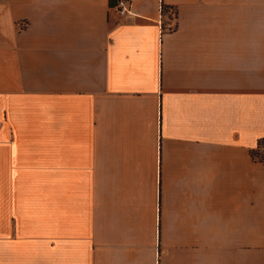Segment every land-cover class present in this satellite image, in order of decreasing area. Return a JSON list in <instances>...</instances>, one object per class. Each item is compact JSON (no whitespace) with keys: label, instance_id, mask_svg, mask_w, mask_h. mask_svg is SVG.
Here are the masks:
<instances>
[{"label":"crops","instance_id":"crops-1","mask_svg":"<svg viewBox=\"0 0 264 264\" xmlns=\"http://www.w3.org/2000/svg\"><path fill=\"white\" fill-rule=\"evenodd\" d=\"M115 1L0 0V264H264V0Z\"/></svg>","mask_w":264,"mask_h":264},{"label":"built area","instance_id":"built-area-1","mask_svg":"<svg viewBox=\"0 0 264 264\" xmlns=\"http://www.w3.org/2000/svg\"><path fill=\"white\" fill-rule=\"evenodd\" d=\"M132 0H116L114 4L115 12L118 18L124 19L133 15L131 9Z\"/></svg>","mask_w":264,"mask_h":264},{"label":"trees","instance_id":"trees-1","mask_svg":"<svg viewBox=\"0 0 264 264\" xmlns=\"http://www.w3.org/2000/svg\"><path fill=\"white\" fill-rule=\"evenodd\" d=\"M167 6L163 5L161 6V14L166 11ZM164 26V25H163ZM170 29V26L168 27ZM251 157L255 161L264 162V138H261L257 142V146L255 149L251 150Z\"/></svg>","mask_w":264,"mask_h":264}]
</instances>
